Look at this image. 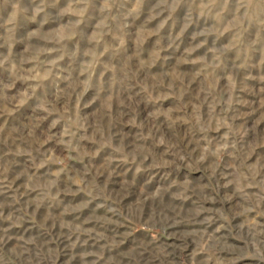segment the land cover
<instances>
[{
	"label": "rangeland",
	"instance_id": "1",
	"mask_svg": "<svg viewBox=\"0 0 264 264\" xmlns=\"http://www.w3.org/2000/svg\"><path fill=\"white\" fill-rule=\"evenodd\" d=\"M0 92V264H264V0H0Z\"/></svg>",
	"mask_w": 264,
	"mask_h": 264
},
{
	"label": "crops",
	"instance_id": "2",
	"mask_svg": "<svg viewBox=\"0 0 264 264\" xmlns=\"http://www.w3.org/2000/svg\"><path fill=\"white\" fill-rule=\"evenodd\" d=\"M1 79H2V78H1ZM10 96H11V95H10ZM15 96H16V95H15ZM1 97L6 98L5 95H4L3 93L0 92V98H1ZM4 98H1V101H4V102H3L4 105L0 102V106H1L2 108L7 107V106H6V105H7V103H6V100H7V99H4Z\"/></svg>",
	"mask_w": 264,
	"mask_h": 264
}]
</instances>
